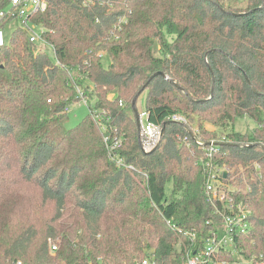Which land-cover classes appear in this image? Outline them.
Returning a JSON list of instances; mask_svg holds the SVG:
<instances>
[{
  "label": "trees",
  "instance_id": "16d2710c",
  "mask_svg": "<svg viewBox=\"0 0 264 264\" xmlns=\"http://www.w3.org/2000/svg\"><path fill=\"white\" fill-rule=\"evenodd\" d=\"M87 1L36 14L53 51L21 26L0 46V264H183L217 218L198 138H224L212 161L249 210L229 259L264 264V0ZM76 87L104 114L66 128ZM144 92L165 127L149 152L134 116ZM239 118L255 125L238 132ZM114 139L132 169L110 158Z\"/></svg>",
  "mask_w": 264,
  "mask_h": 264
},
{
  "label": "built area",
  "instance_id": "2783aa9c",
  "mask_svg": "<svg viewBox=\"0 0 264 264\" xmlns=\"http://www.w3.org/2000/svg\"><path fill=\"white\" fill-rule=\"evenodd\" d=\"M84 0V3H87ZM48 7V0H0V46L4 45L9 31L21 26L28 31L31 42H35L40 49L53 46L45 38L47 29L34 22L36 14L44 12ZM123 20V19H122ZM57 63L58 60H56ZM79 96L84 98V91L81 87H76ZM122 104V102H119ZM104 110H92L91 115L94 120L103 117ZM148 112L141 110L138 113L139 137L141 146L145 152L151 151L160 141L162 126L159 123L151 122L148 119ZM172 121L187 123L184 115L173 113L170 115ZM224 138L210 140L205 143L197 139V143L205 148L208 161H201L207 169L203 191L207 202L210 204L216 219L208 220L209 231L205 236L196 240V235L191 234L190 248L186 250L183 264H241L245 261L256 263L255 259L230 260L229 257L238 251V240L245 236L251 227L249 210L234 194V186L225 181L227 169L213 163V156L219 151V144ZM109 145L110 158L117 165L132 169V165L124 164L123 158L116 153L119 140L114 139ZM255 167L257 165L255 164ZM226 174V175H225ZM50 251H55L57 246L50 243ZM17 264H21L19 261ZM138 264H155L151 256H145L139 260Z\"/></svg>",
  "mask_w": 264,
  "mask_h": 264
},
{
  "label": "rangeland",
  "instance_id": "374dc122",
  "mask_svg": "<svg viewBox=\"0 0 264 264\" xmlns=\"http://www.w3.org/2000/svg\"><path fill=\"white\" fill-rule=\"evenodd\" d=\"M247 0H240L242 4ZM124 19V17H122ZM102 63L104 67H107L110 63L109 55L105 54L102 58ZM90 85L89 82H86ZM85 97L86 103L84 102V98L79 96V98L69 106L67 110L66 117H63V123L66 128H71L76 126L82 119H84L87 115L91 114V107L89 106L94 102V96L83 94ZM112 97V94H109ZM89 108V109H88ZM91 109V110H90ZM141 110H145V92L140 95L138 101L136 103V111L139 113ZM255 124L252 120L248 118H239L234 123V128L238 132H245L247 129L253 127ZM242 260V259H241ZM241 264H253L250 261L242 262Z\"/></svg>",
  "mask_w": 264,
  "mask_h": 264
},
{
  "label": "water",
  "instance_id": "95a60500",
  "mask_svg": "<svg viewBox=\"0 0 264 264\" xmlns=\"http://www.w3.org/2000/svg\"><path fill=\"white\" fill-rule=\"evenodd\" d=\"M155 75H163V76H164V73H163V72H157V73H155L153 76H155ZM153 76H152V77H153ZM165 77H166V76H165ZM171 82L174 83V84H176V83L174 82V80H171ZM134 104H135V99H134L132 105L134 106ZM134 116H135L136 123H137V125H138V127H139L138 112L136 111V109L134 110ZM164 132H165V127L163 126V127H162V131H161L160 139L163 137ZM225 175H226V174H225Z\"/></svg>",
  "mask_w": 264,
  "mask_h": 264
}]
</instances>
